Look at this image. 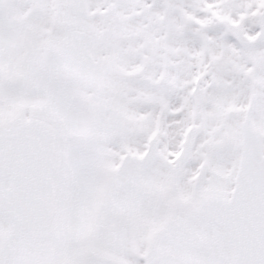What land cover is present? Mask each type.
I'll return each instance as SVG.
<instances>
[{"label": "snow or ice", "instance_id": "6c2138e0", "mask_svg": "<svg viewBox=\"0 0 264 264\" xmlns=\"http://www.w3.org/2000/svg\"><path fill=\"white\" fill-rule=\"evenodd\" d=\"M0 264H264V0H0Z\"/></svg>", "mask_w": 264, "mask_h": 264}]
</instances>
